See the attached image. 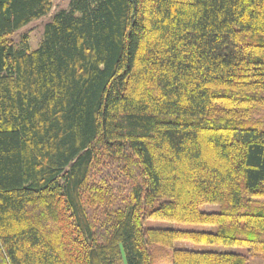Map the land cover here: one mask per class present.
<instances>
[{
  "label": "trees",
  "instance_id": "trees-1",
  "mask_svg": "<svg viewBox=\"0 0 264 264\" xmlns=\"http://www.w3.org/2000/svg\"><path fill=\"white\" fill-rule=\"evenodd\" d=\"M52 5L0 0V264L264 257V0H70L16 43Z\"/></svg>",
  "mask_w": 264,
  "mask_h": 264
},
{
  "label": "rangeland",
  "instance_id": "rangeland-1",
  "mask_svg": "<svg viewBox=\"0 0 264 264\" xmlns=\"http://www.w3.org/2000/svg\"><path fill=\"white\" fill-rule=\"evenodd\" d=\"M70 0H53V5L50 11L39 17L32 20L27 25L17 30L13 35V38L16 43L21 42L22 36L24 34L28 35L29 44L32 49H36L44 36L45 24L51 20L53 15L61 9L69 8ZM203 211H216L219 209L218 204H204L201 208ZM148 226L150 227H161V228H181L186 230H208L214 231L216 227L211 224H197V223H186V222H177L173 220L165 219H150L148 221ZM156 248L157 261L156 264H172L171 257L174 249L177 248H186L190 250H216V251H228V252H237L240 254H247L248 248L245 246H230V245H218V244H201L195 243L189 240H175L174 243L165 248L161 249L158 246ZM250 261L253 264H264V257L259 258H250Z\"/></svg>",
  "mask_w": 264,
  "mask_h": 264
}]
</instances>
